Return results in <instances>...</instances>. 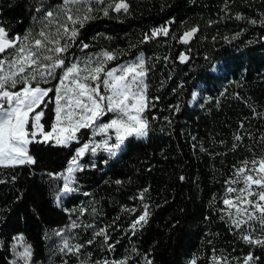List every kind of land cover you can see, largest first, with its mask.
Here are the masks:
<instances>
[{"label":"trees","instance_id":"1","mask_svg":"<svg viewBox=\"0 0 264 264\" xmlns=\"http://www.w3.org/2000/svg\"><path fill=\"white\" fill-rule=\"evenodd\" d=\"M199 1L210 0H126L128 14L110 11L105 17L94 12L95 18L80 29L74 43L70 41L65 65L101 51L117 54L107 70L148 55L155 38L144 43L145 35L168 28L164 56L151 73L158 85L154 107L144 114L151 130L147 138H128L116 158L102 150L95 156L88 153L84 170L75 177L77 190L59 206L56 196L62 192L63 180L56 177L67 170L75 151L92 140L91 130L81 129L79 141L68 147L32 143L28 152L35 164L0 168L4 181L0 183V264H14L13 246L19 235L31 245L32 264H63V260L80 264L85 259L88 264L104 259H123L127 264H190L195 259L196 264H214V256L242 264L249 253L258 258L255 264H264V248L241 239L245 227L237 230L230 225L222 203L234 166L264 154L260 140L264 118L255 115L264 113V24L248 25L235 39L196 60L176 32L179 19ZM60 6L61 0H0V26L9 37L35 34L42 27V12ZM181 55L188 58L183 63ZM61 75L58 69L55 80L40 86L55 89ZM53 119L49 104L41 120L45 131ZM238 131L244 139L233 151ZM144 204L149 206L148 221L133 235L131 224ZM73 221L80 226L70 229ZM101 228L110 234L108 244L118 241L114 251L93 235ZM57 231L74 235L75 243L89 239L94 243L81 249L79 260L62 256ZM253 235L261 234L257 230Z\"/></svg>","mask_w":264,"mask_h":264},{"label":"snow or ice","instance_id":"2","mask_svg":"<svg viewBox=\"0 0 264 264\" xmlns=\"http://www.w3.org/2000/svg\"><path fill=\"white\" fill-rule=\"evenodd\" d=\"M61 5L42 12V27L35 34L29 31L23 37H9L5 28L0 26V168L35 164L36 160L28 152V146L32 143L52 142L68 147L71 142L79 141L76 134L82 128L91 130L93 137H102L99 143L93 139L79 147L69 161L66 173L56 177L64 180L62 192L56 196L57 206L62 203L64 195L77 190L72 187L76 183L73 174L84 170L80 160L85 153L95 156L97 149H100L115 157L129 137L137 140L147 138L151 129L144 112L154 107L152 99L147 96L150 68L143 54L132 62L107 70L106 65L116 59L117 54L102 51L95 57L65 65L64 54L75 42L80 29L95 18L93 13L102 12L105 17L109 16L110 11L128 14L129 4L126 0H61ZM36 11L40 12L41 9L37 8ZM236 19L241 17L237 16ZM250 22L257 23L256 20ZM260 23L264 24V19ZM197 31L193 28L185 32L180 42L188 44ZM168 35V28L161 27L150 35L146 34L142 42L148 43L153 38ZM82 47L87 48L88 45L83 44ZM179 59L183 63L187 57L181 55ZM58 69L62 75L55 89L42 88V83L56 79ZM17 85L23 87L13 91ZM53 91L55 94L50 97L49 93ZM49 104L53 105L54 119L49 130L45 131L41 120ZM174 110L179 112V106ZM109 113L112 114L110 120L102 121V117ZM255 115L264 118V113ZM240 128H244L243 123ZM110 130H114V143H110L113 139ZM245 134L252 138L251 134ZM233 139L232 150L235 151L243 142L244 135L238 131ZM260 140L264 141V136ZM3 182L0 180V183ZM225 183L228 186L222 203L226 206L224 212L230 225L237 230L245 227V233L240 234L241 239L249 245L264 248V154L259 159L254 155L241 161L239 167L234 166L232 178ZM140 199H144L143 193ZM128 211L135 212L134 209ZM149 215V206L144 204L142 214L131 224L133 235L138 226L147 223ZM79 226L73 221L70 229ZM85 227L95 228L94 225ZM257 230L261 235L254 237L253 233ZM55 235L61 241L58 252L62 256H75L78 260L82 255L81 249L94 243L93 239L85 244L75 243V236L65 235L63 231H57ZM93 235L103 238L102 243L109 252L115 250L118 241L108 244L110 234L106 229L94 231ZM15 239L17 244L13 248L23 249L16 253L18 258L24 264H30L31 245L24 241L22 235ZM256 259L249 253L242 264H255ZM221 260L223 264H229L227 257H213L214 264H221ZM63 264H68L67 260H63ZM80 264H88V259L80 260ZM95 264H127V261L104 259ZM147 264H151V261H147ZM190 264H196V260H191Z\"/></svg>","mask_w":264,"mask_h":264},{"label":"rangeland","instance_id":"3","mask_svg":"<svg viewBox=\"0 0 264 264\" xmlns=\"http://www.w3.org/2000/svg\"><path fill=\"white\" fill-rule=\"evenodd\" d=\"M237 16H240L241 19H236ZM262 19H264V0L199 1L192 4L191 7H189L185 11L183 16L179 19L176 35H179L181 38L185 32L193 28L198 29V31L194 34L193 39L189 41L188 45L190 46V50L194 54L196 60H200L201 58L210 55L215 48L226 43L234 36L242 32L248 25L252 24L250 22L251 20H256L257 23H260ZM226 37L227 39H225ZM166 41H167V37L165 36H160L158 38H155V43L152 51H150L148 55H144L147 61V66L150 68V71L148 73L149 78L147 80L148 83L147 96L150 99H152V102H154L155 100L154 91L157 89L158 85H157V81L151 78L152 75L151 73L152 71H154V67L157 65V62L160 61V59H162L164 56V50L166 49ZM99 53L100 52L94 55L81 57L79 60H86L89 57H95ZM186 55L189 57L188 54ZM111 115L112 114L109 113L105 116H110L111 118ZM78 133L79 132H77L76 134L77 136ZM109 134L113 136V139L112 141H110V143H114L115 142L114 130H110ZM93 139H95V141L99 143L102 137L100 135H95V137L92 136V140ZM91 141L87 143H90ZM124 147L125 145L122 147V150L124 149ZM99 150L100 149H97V152ZM122 150H117V155L115 157H111L106 152L104 151L103 152L110 158H116L122 152ZM88 153L89 152H86L84 157ZM84 157L81 158L80 160L81 165H83ZM78 172L79 171L73 174L74 177H76V174ZM64 173H66V171ZM75 184H72L73 188ZM71 194L72 193L64 195L62 197V202L66 200ZM22 250H23L22 247L15 248L14 251L15 264H24V261L20 260L16 254ZM30 264H32L31 259H30Z\"/></svg>","mask_w":264,"mask_h":264},{"label":"water","instance_id":"4","mask_svg":"<svg viewBox=\"0 0 264 264\" xmlns=\"http://www.w3.org/2000/svg\"><path fill=\"white\" fill-rule=\"evenodd\" d=\"M192 39H193V37L190 39V41H191ZM187 59H188V58H187ZM187 59H186V60H187Z\"/></svg>","mask_w":264,"mask_h":264}]
</instances>
